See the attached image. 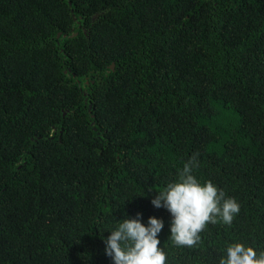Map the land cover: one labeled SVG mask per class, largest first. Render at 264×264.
Masks as SVG:
<instances>
[{
	"label": "trees",
	"instance_id": "obj_1",
	"mask_svg": "<svg viewBox=\"0 0 264 264\" xmlns=\"http://www.w3.org/2000/svg\"><path fill=\"white\" fill-rule=\"evenodd\" d=\"M193 153L240 210L176 246L150 200ZM137 211L166 264L264 250V0H0V264H112Z\"/></svg>",
	"mask_w": 264,
	"mask_h": 264
},
{
	"label": "clouds",
	"instance_id": "obj_2",
	"mask_svg": "<svg viewBox=\"0 0 264 264\" xmlns=\"http://www.w3.org/2000/svg\"><path fill=\"white\" fill-rule=\"evenodd\" d=\"M198 154L189 156L177 170L176 179L155 191L150 203L169 214V238L176 246H193L208 223L218 220L230 224L239 212V202L210 180L194 174L199 166ZM152 190V189H150ZM142 212L125 216L103 238L104 253L112 264H166V253L160 247L159 233L164 219ZM217 264H264V250L257 251L242 241L226 242Z\"/></svg>",
	"mask_w": 264,
	"mask_h": 264
},
{
	"label": "water",
	"instance_id": "obj_3",
	"mask_svg": "<svg viewBox=\"0 0 264 264\" xmlns=\"http://www.w3.org/2000/svg\"><path fill=\"white\" fill-rule=\"evenodd\" d=\"M114 68V65H112V69Z\"/></svg>",
	"mask_w": 264,
	"mask_h": 264
}]
</instances>
